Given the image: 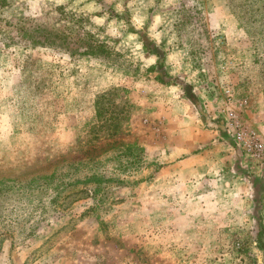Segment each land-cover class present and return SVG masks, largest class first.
Instances as JSON below:
<instances>
[{"label":"rangeland","instance_id":"rangeland-1","mask_svg":"<svg viewBox=\"0 0 264 264\" xmlns=\"http://www.w3.org/2000/svg\"><path fill=\"white\" fill-rule=\"evenodd\" d=\"M0 264H264V0H0Z\"/></svg>","mask_w":264,"mask_h":264},{"label":"built area","instance_id":"built-area-1","mask_svg":"<svg viewBox=\"0 0 264 264\" xmlns=\"http://www.w3.org/2000/svg\"><path fill=\"white\" fill-rule=\"evenodd\" d=\"M248 135H249L248 136L249 138H248V140H246L247 145L249 146V148L254 150L257 155H260L262 153L261 144L255 139L254 136H252V134H248ZM238 136L240 138H242L244 136L243 130L240 131V129H239Z\"/></svg>","mask_w":264,"mask_h":264}]
</instances>
